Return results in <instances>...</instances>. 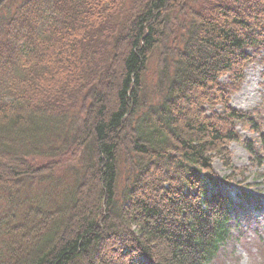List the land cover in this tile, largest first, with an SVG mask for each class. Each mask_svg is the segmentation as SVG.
Instances as JSON below:
<instances>
[{
	"label": "trees",
	"instance_id": "trees-1",
	"mask_svg": "<svg viewBox=\"0 0 264 264\" xmlns=\"http://www.w3.org/2000/svg\"><path fill=\"white\" fill-rule=\"evenodd\" d=\"M13 1L0 264L211 263L237 209L213 156L262 111L230 102L264 53V0Z\"/></svg>",
	"mask_w": 264,
	"mask_h": 264
},
{
	"label": "rangeland",
	"instance_id": "rangeland-1",
	"mask_svg": "<svg viewBox=\"0 0 264 264\" xmlns=\"http://www.w3.org/2000/svg\"><path fill=\"white\" fill-rule=\"evenodd\" d=\"M19 1L14 0L12 5ZM229 80V76L226 75L220 82L227 85ZM263 95L264 68L260 61L254 60L246 69L241 88L231 93L230 105L243 112H254L260 108L264 114ZM262 118L257 120L258 125H254V129L258 127L259 131L264 133V115ZM190 119L192 120V116ZM254 129L253 126L248 128L240 124L236 129L240 137L253 140L254 150L258 152L254 159H251L241 141H234L226 146L229 152L228 159L223 160L220 154L213 156L214 176L223 180L219 189L225 194H232L235 200L249 197L252 199H249L247 204H242L243 207L236 211L231 223V238L212 264H240L242 258H251L257 261V264H264V137L259 138ZM226 163L229 165L226 166ZM232 189L244 190V195L239 196L231 192Z\"/></svg>",
	"mask_w": 264,
	"mask_h": 264
},
{
	"label": "clouds",
	"instance_id": "clouds-1",
	"mask_svg": "<svg viewBox=\"0 0 264 264\" xmlns=\"http://www.w3.org/2000/svg\"><path fill=\"white\" fill-rule=\"evenodd\" d=\"M245 256H247V254H245ZM240 264H257V261L251 258L248 259L242 258Z\"/></svg>",
	"mask_w": 264,
	"mask_h": 264
}]
</instances>
